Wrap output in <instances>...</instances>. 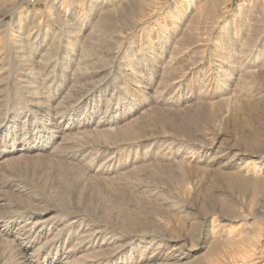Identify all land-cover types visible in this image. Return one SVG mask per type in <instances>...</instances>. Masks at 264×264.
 I'll return each mask as SVG.
<instances>
[{
    "label": "rangeland",
    "instance_id": "rangeland-1",
    "mask_svg": "<svg viewBox=\"0 0 264 264\" xmlns=\"http://www.w3.org/2000/svg\"><path fill=\"white\" fill-rule=\"evenodd\" d=\"M0 264H264V0H0Z\"/></svg>",
    "mask_w": 264,
    "mask_h": 264
},
{
    "label": "bare ground",
    "instance_id": "bare-ground-1",
    "mask_svg": "<svg viewBox=\"0 0 264 264\" xmlns=\"http://www.w3.org/2000/svg\"><path fill=\"white\" fill-rule=\"evenodd\" d=\"M229 173V172H228ZM238 172H236L235 174H230L227 175V178L230 180L231 184H242L243 186H249L250 181L249 180H245L246 176L244 177L245 179H243L241 176L237 175ZM248 179V178H247ZM251 180V179H250ZM253 181V180H252ZM257 181V180H256ZM259 181V180H258ZM259 184L258 182L256 183V185ZM253 185V184H252ZM210 196V195H209ZM224 209V208H223ZM213 248L215 249L216 246H213ZM213 252V251H212Z\"/></svg>",
    "mask_w": 264,
    "mask_h": 264
}]
</instances>
